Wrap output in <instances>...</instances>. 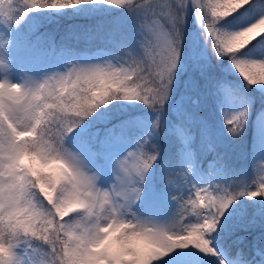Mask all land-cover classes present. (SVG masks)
Instances as JSON below:
<instances>
[{
	"label": "clouds",
	"instance_id": "obj_1",
	"mask_svg": "<svg viewBox=\"0 0 264 264\" xmlns=\"http://www.w3.org/2000/svg\"><path fill=\"white\" fill-rule=\"evenodd\" d=\"M85 5L127 12L137 46L70 55L62 68L12 80L11 31L32 13ZM189 14L210 54L227 61L244 89L264 88V0H0L6 30L0 31V264H165L177 250L190 248L229 264L213 234L241 198L264 200V158L253 163L250 178L196 181L183 197L177 188L192 177V166L165 168L173 213L161 218L137 210L159 157L152 137L163 132L168 99L161 104L158 93L162 86L170 96ZM114 102L141 103L155 118L149 135L136 140L144 147L111 159L112 180L105 186L101 171L69 141ZM222 115L235 139L245 129L249 106Z\"/></svg>",
	"mask_w": 264,
	"mask_h": 264
},
{
	"label": "rangeland",
	"instance_id": "obj_2",
	"mask_svg": "<svg viewBox=\"0 0 264 264\" xmlns=\"http://www.w3.org/2000/svg\"><path fill=\"white\" fill-rule=\"evenodd\" d=\"M106 5L93 6L100 9ZM110 7V6H108ZM84 10V9H83ZM130 25V38L137 44L138 32L132 17L125 11L122 12ZM0 31H6L0 26ZM21 30L15 28L11 31V45L8 50V58L12 65L9 76L18 81L24 73L40 75L43 72L62 68L70 55L81 57L102 56L115 52L120 46H125V40L118 36L112 41L111 47L94 46L80 52L70 51L62 45L57 49L41 48L34 39H23ZM216 69L217 72H214ZM224 70V71H223ZM222 72V73H220ZM220 73V74H219ZM225 75V78L217 77ZM216 77V79H215ZM207 82L201 84V79ZM214 78V79H213ZM218 78V79H217ZM221 85H226L221 87ZM238 89L239 94L234 90ZM199 100L211 101L208 104L209 115L212 117L204 126L202 137L195 142L193 140V117L187 110L196 105V95ZM264 100V88L244 89L240 79L231 70L227 61L219 63L210 54L194 23V18L189 14L185 34L181 46V57L177 68L176 77L170 96L164 106V128L161 135L153 136L155 139H174L175 161L174 164L161 163L158 169L153 166L144 186V193L137 205V210L145 215H155L165 218L170 216L175 203L169 198L168 188L165 186L162 173L165 168H174L180 164H190L193 168L192 181L204 182L210 178L227 179L228 172L214 153L212 148L214 141L233 147L239 143L241 163L237 167L236 179H246L252 176V165L260 158H264V106L255 109L254 99L259 102ZM255 101V102H256ZM256 104L260 105V102ZM116 112L125 115L119 120H104L105 124L93 125L87 122L81 129L73 133L70 143L82 148L89 154V162L98 168L102 176H112L110 170L111 159L134 145V142L151 130V122L155 114L149 111L143 104L137 102H116ZM244 104L249 106L248 120L243 133L238 139H233L225 130L222 112L234 110ZM108 109H103L106 112ZM115 110V108H114ZM121 110V111H120ZM101 122V120H100ZM109 145V146H107ZM250 202L255 209L264 206V200L259 198L249 200L241 198L221 218V223L214 236V245L217 251L229 261V264H264V232H259L250 237L251 259L241 256L237 250L230 255L227 248L218 240L220 235L230 234L234 229L244 228L248 225L239 215L244 213L242 203ZM259 201L262 202L261 206ZM260 211L252 213L257 215ZM252 218V216H250ZM223 219V220H222ZM254 225H251L253 227ZM243 234H237V237ZM235 237V236H234ZM165 264H218L215 259H207L194 249L177 250L165 259Z\"/></svg>",
	"mask_w": 264,
	"mask_h": 264
},
{
	"label": "trees",
	"instance_id": "obj_3",
	"mask_svg": "<svg viewBox=\"0 0 264 264\" xmlns=\"http://www.w3.org/2000/svg\"><path fill=\"white\" fill-rule=\"evenodd\" d=\"M123 11L122 9L108 6L96 9L92 5H85L76 9L58 12L32 13L20 26L21 36L27 40L34 39L41 48L51 47L52 49H57L64 45L73 52L84 51L94 46L111 47L112 41L118 36L125 40V46L136 47L137 44L130 38V25L128 20L123 18L125 16L122 14ZM219 63L225 64V61ZM214 72H217L216 69ZM224 76L223 74L217 77L225 78ZM200 82L204 87L207 79L202 78ZM195 95L197 97L195 107H188L187 104L186 108L193 117V140L197 142L202 137L203 130L205 129L200 121L203 120L204 124H207V121L212 117L208 113V104L211 101L199 100L200 94L195 93ZM256 99H259L260 102V105L256 104L258 101L254 99L255 109L257 110L258 107L264 106V100L258 97ZM116 108V105L111 104L108 106L106 112L101 109L86 123L91 122L93 125L105 124L104 120L107 117H110V120L107 119L105 122L119 120L125 114L116 112ZM153 142L159 148V157L154 165L155 168L158 169L161 163L174 164L176 146L174 139H164L162 137V139H155ZM228 145L214 141L212 148L208 149L210 153L216 155L229 173L227 179L236 177L237 167L241 163L239 143L233 147ZM258 204L261 206L262 202L259 201ZM242 210L244 213H241L239 216L243 218L248 226L236 228L230 234H222L218 237V240L221 242V245L227 248L226 252L230 255L235 254L239 250L242 252L241 256L243 258L250 260V237L259 232H264V206L262 205L260 209H255V205L246 201L242 203ZM258 211L260 212L257 215L252 214ZM250 216L254 218L250 219ZM251 225L254 226L251 227ZM237 234L243 235L237 237Z\"/></svg>",
	"mask_w": 264,
	"mask_h": 264
},
{
	"label": "snow or ice",
	"instance_id": "obj_4",
	"mask_svg": "<svg viewBox=\"0 0 264 264\" xmlns=\"http://www.w3.org/2000/svg\"><path fill=\"white\" fill-rule=\"evenodd\" d=\"M152 14L155 15V12L153 11ZM161 85H163V82H161ZM158 95H159V99H160L161 104H163L168 99L167 92H166L165 88L162 86L160 87V91H159ZM148 135L149 134L147 132L145 134V136L147 137ZM147 143L148 144L151 143L150 139L147 141ZM73 145L76 146L75 144H73ZM144 146H145V141L138 140L134 143V145L132 147L135 148L136 150H139ZM79 149L84 152V150L82 148H79ZM191 171L193 173V168L191 169ZM194 183L195 182H193L191 178L182 181L180 186L177 188L178 196L183 197V196L188 195L192 191V185Z\"/></svg>",
	"mask_w": 264,
	"mask_h": 264
},
{
	"label": "bare ground",
	"instance_id": "obj_5",
	"mask_svg": "<svg viewBox=\"0 0 264 264\" xmlns=\"http://www.w3.org/2000/svg\"><path fill=\"white\" fill-rule=\"evenodd\" d=\"M109 146V145H107ZM84 154L86 155V157L89 160V154L87 152H84ZM112 180V176H102V183L107 186L108 183Z\"/></svg>",
	"mask_w": 264,
	"mask_h": 264
}]
</instances>
